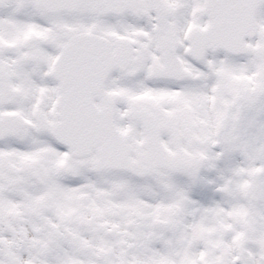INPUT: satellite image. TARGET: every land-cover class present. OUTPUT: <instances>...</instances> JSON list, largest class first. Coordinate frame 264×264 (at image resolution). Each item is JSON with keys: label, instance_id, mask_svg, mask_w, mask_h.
<instances>
[{"label": "snow or ice", "instance_id": "snow-or-ice-1", "mask_svg": "<svg viewBox=\"0 0 264 264\" xmlns=\"http://www.w3.org/2000/svg\"><path fill=\"white\" fill-rule=\"evenodd\" d=\"M0 264H264V0H0Z\"/></svg>", "mask_w": 264, "mask_h": 264}]
</instances>
